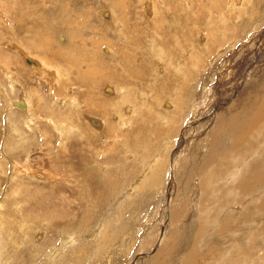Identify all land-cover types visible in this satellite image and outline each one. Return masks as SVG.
<instances>
[{
    "label": "rangeland",
    "instance_id": "1",
    "mask_svg": "<svg viewBox=\"0 0 264 264\" xmlns=\"http://www.w3.org/2000/svg\"><path fill=\"white\" fill-rule=\"evenodd\" d=\"M263 91L264 0H0V264H264Z\"/></svg>",
    "mask_w": 264,
    "mask_h": 264
},
{
    "label": "bare ground",
    "instance_id": "2",
    "mask_svg": "<svg viewBox=\"0 0 264 264\" xmlns=\"http://www.w3.org/2000/svg\"><path fill=\"white\" fill-rule=\"evenodd\" d=\"M42 2H43V0H42ZM44 2H45V0H44ZM112 3H114V1L112 2ZM45 5V4H44ZM43 7V6H42ZM46 7H48V6H46ZM115 7H117V9L119 8V6H115ZM49 8V7H48ZM121 8L123 9V10H125L126 8H125V5H122L121 6ZM45 9H47V8H45ZM46 11V10H45ZM34 15V14H33ZM121 20H123V18L121 19ZM66 22H68V21H66ZM124 22V21H123ZM70 24V23H69ZM68 24V25H69ZM66 23H65V29H66ZM67 25V26H68ZM82 26V25H81ZM125 26V25H124ZM52 27H54L53 25H52ZM124 27H122V26H120V28L119 27H117L115 30H113V33H115V35H116V33H117V31L118 30H120L121 32L124 30L123 29ZM12 29V28H11ZM50 31V30H49ZM49 31H47L46 30V33H48ZM80 31V30H79ZM126 31V30H125ZM123 34V33H122ZM121 34V36H120V38L116 35V41H120V46H122V48H124V49H126V46H127V44H128V38H122L123 36H126V35H122ZM47 36V35H46ZM49 37V36H48ZM47 37V38H48ZM78 39V38H77ZM48 40V39H47ZM50 40H52V37L49 39V41ZM81 43H82V45H86V40L85 39H81V40H79ZM124 41V42H123ZM106 42V41H105ZM50 44V43H49ZM51 45V44H50ZM51 47V46H50ZM52 48V47H51ZM85 48H87V47H85ZM90 53H91V50H90ZM109 53V52H108ZM27 54V53H26ZM92 54V53H91ZM81 55L82 56H84L85 58H86V56L88 55V56H90L88 53H84V52H81ZM25 57H26V55H24ZM112 56V55H111ZM114 57H115V54L113 55ZM28 58H30V57H28ZM33 59V58H32ZM35 59V58H34ZM78 59V58H77ZM110 59V58H109ZM124 59H126V57H124ZM28 61V60H27ZM86 61V60H85ZM32 62V61H31ZM83 62V61H82ZM33 63V62H32ZM37 66V65H36ZM30 69H31V67H30ZM23 70V69H22ZM39 70V72H42V74L43 75H45V73H46V70H43V69H38ZM60 70H62V68L60 69ZM79 70V69H78ZM83 70V69H82ZM58 74H62L63 72H60V71H57V70H55ZM78 72V71H77ZM47 74H49L48 76H50V74H51V72H49V71H47ZM82 74V73H81ZM70 75H73V74H70ZM86 75V76H85ZM100 75V74H99ZM63 76H64V73H63ZM89 76H92L93 77V74H91V73H89V72H85V74H84V76H83V78L85 77V78H89ZM56 79L57 78H60V79H62L61 78V76L59 77V76H56L55 77ZM50 79H52V78H50ZM56 79L54 80V83H56L55 81H56ZM69 79V81L71 80L70 78H68ZM76 80H78V78L76 79ZM81 80V79H80ZM124 80V79H123ZM57 81H58V79H57ZM73 80H71V83L73 84ZM81 82V81H80ZM34 83V82H33ZM48 83V82H47ZM75 83V82H74ZM86 83V82H85ZM84 83V84H85ZM86 85H87V83H86ZM94 85H95V83H94ZM52 88V87H51ZM109 88H111V87H109ZM124 88H125V86H124ZM127 88V87H126ZM253 88V87H252ZM55 90H57L55 87H53V91H54V93H56V91ZM123 90V89H122ZM251 90V89H250ZM126 91V90H125ZM124 91V92H125ZM128 91V90H127ZM126 91V92H127ZM93 92V91H92ZM264 92V91H263ZM79 94V93H78ZM107 94V93H106ZM123 94V93H122ZM140 94V93H139ZM139 94H138V96H139ZM119 95V94H118ZM141 95V94H140ZM143 96V95H142ZM57 99H58V96H55ZM75 98L77 97V96H74ZM109 97H111V96H109ZM118 97H122V96H118ZM128 97V96H127ZM219 97V96H218ZM31 98V97H30ZM75 98L73 99V106H76L75 108H78V110H79V107H81L80 106V100L78 99V100H75ZM254 98V97H253ZM32 99V98H31ZM109 99H111V98H109ZM112 99H113V97H112ZM116 99V98H115ZM114 99V100H115ZM33 100V99H32ZM60 100V99H59ZM113 100V101H114ZM138 100V99H137ZM218 100V99H217ZM220 100V99H219ZM109 101V100H108ZM118 101V99L117 100H115V102H117ZM139 101H140V99H139ZM232 101V100H231ZM34 102V101H33ZM138 102V101H137ZM234 102V101H233ZM238 102V101H237ZM246 102V101H245ZM114 103V102H113ZM239 103V102H238ZM250 103V102H249ZM248 103V104H249ZM29 104V103H28ZM32 104V103H31ZM112 104V103H111ZM143 104V103H142ZM235 104H236V102H235ZM235 104H233L232 103V105L234 106ZM243 104V103H242ZM251 104V103H250ZM17 104L15 103V106H16ZM20 105V107L21 108H23L24 109V112H26V114H27V116H28V118H27V122L29 121L31 124L33 123V121H35V119H34V116H35V113L34 112H32V108H31V110L29 109V111H28V107H27V105L25 106H23L22 104H18L17 106H19ZM30 105V104H29ZM120 105V104H119ZM119 105H117L118 106V108H119ZM127 105V104H126ZM231 105V106H232ZM237 105V104H236ZM240 105V104H239ZM31 106V105H30ZM29 106V107H30ZM84 106V105H83ZM82 106V107H83ZM106 106V105H105ZM110 106H114V105H110ZM115 106H116V104H115ZM145 106V104L143 105V107ZM150 106V105H149ZM216 106H218V105H216ZM230 106V107H231ZM254 106V105H253ZM259 106V108H260V105H258ZM134 107V106H133ZM132 107V108H133ZM155 107V106H154ZM219 107V106H218ZM226 107V106H225ZM234 107H236V106H234ZM233 107V108H234ZM255 107V106H254ZM75 108H74V110H75ZM109 108V107H108ZM129 108V107H128ZM150 108H151V106H150ZM238 108V107H237ZM82 109V108H81ZM127 109V108H126ZM134 109V108H133ZM133 109H131V110H133ZM146 109V108H145ZM172 109V108H171ZM226 109H227V107H226ZM231 109V108H230ZM242 109V108H241ZM73 110V111H74ZM119 110V109H118ZM244 110H246V109H244ZM258 110V109H257ZM111 111V110H110ZM136 111V110H135ZM236 111V110H235ZM239 111V110H238ZM252 111V110H251ZM250 111V112H251ZM138 112V111H137ZM230 112V111H229ZM84 113V112H83ZM93 113V112H92ZM238 113V112H237ZM249 113V112H248ZM257 117L259 118V119H261V118H264V107H262V108H260L257 112ZM108 114H109V112H108ZM252 114V113H251ZM70 115V114H69ZM74 115V114H73ZM83 115V114H82ZM110 115V114H109ZM127 115V114H126ZM130 115H132V114H130ZM140 115V114H139ZM220 115V117H221V119H220V121H219V123H218V126H217V132L219 133V131H221V132H223V131H227V130H229L230 131V133L232 132L233 134L235 133V132H237V131H240V129L242 128L241 126V128L240 127H236L237 126V124L233 127L232 125L233 124H231V122L232 121H230V122H227V120H226V117L228 116L227 115V113L226 112H222L221 114H219ZM227 115V116H226ZM238 115V117L241 119V117L242 118H245V116H243V114L242 113H238L237 114ZM38 116H39V118H42V114L41 113H39L38 114ZM84 116V115H83ZM231 116H232V114H231ZM234 116V115H233ZM71 117V116H70ZM132 117V116H131ZM136 117H137V115H136ZM135 117H133V119H134ZM231 118V117H230ZM66 119V118H65ZM65 119L63 120L64 122H66L65 121ZM69 119H71L70 120V122H69V124L71 125H68L69 126V132H71L72 130L74 131L75 129H74V127H76L77 129H80L81 128V126H80V124H82V123H79L78 121H76L77 123H74V121L72 120V118H69ZM78 119V118H77ZM232 119H233V117H232ZM235 119V121H237V119H236V117L234 118ZM254 119H255V117H254ZM76 120V119H75ZM252 120V119H251ZM57 121V120H56ZM55 121V122H56ZM63 121H62V124H63ZM81 121H82V119H81ZM80 121V122H81ZM90 121H92V120H90ZM133 121V120H132ZM249 121V120H248ZM58 122V121H57ZM60 122V121H59ZM58 122V123H59ZM84 122V121H83ZM66 123H68V121L66 122ZM93 123H96V121H94ZM27 124H29V123H27ZM30 124V125H31ZM60 124V123H59ZM104 124V123H103ZM226 124H227V126H226ZM245 124H246V122H245ZM249 124V123H248ZM247 124V125H248ZM253 124V123H252ZM255 124V123H254ZM253 124V125H254ZM56 125V123L54 124L53 123V126H55ZM66 125V124H65ZM89 125H91V124H89ZM121 125V124H120ZM207 125V124H206ZM98 126H100V125H98ZM107 126V125H106ZM56 127V126H55ZM67 127V126H66ZM65 127V128H66ZM109 127V126H108ZM58 128H59V126H58ZM57 128V129H58ZM89 128V127H88ZM101 128V127H100ZM100 128H99V132H101V130H100ZM86 129H87V127H86ZM110 129V128H109ZM66 130H67V128H66ZM61 131V130H60ZM39 132H42L41 130H39ZM79 132H81L80 130H79ZM93 132V131H92ZM66 134H68V132L66 131ZM96 134V133H95ZM220 134V133H219ZM218 134V135H219ZM69 135H70V133H69ZM97 135H98V133H97ZM217 137V136H216ZM43 139H44V137H43ZM66 140V135H65V132L62 130V132H58V141H59V143L60 144H63V142ZM212 143H215L216 145H217V141L214 139L213 141H212ZM215 148V147H214ZM216 149V148H215ZM215 151V150H214ZM214 157H215V155H214ZM176 160V159H175ZM262 162V161H261ZM155 165V164H154ZM155 168H157V169H159L160 168V165H157ZM149 169V168H148ZM247 170V169H246ZM150 171V170H149ZM153 171H154V169H153ZM155 173H158V172H155ZM256 185V184H255ZM261 186V185H260ZM171 191V190H170ZM255 201V200H254ZM182 212V211H181ZM179 216H180V214H179V212H176L175 214H174V218L176 219V218H179ZM173 218V217H172ZM254 222V221H253ZM167 232V231H166ZM106 234V233H105ZM104 236V235H103ZM111 236V235H110ZM103 239V238H102ZM122 239V238H121ZM106 241V240H105ZM102 242V241H101ZM166 242V241H165ZM158 244V243H157ZM157 249H159V248H157ZM167 251V247L166 246H163V244L161 243V247H160V250H159V254H157V256L159 255L160 256V254L162 255L164 252H166ZM174 251V250H173ZM154 252V251H153ZM144 253H146V252H144ZM143 253V254H144ZM167 253H169V251L167 252ZM172 254V253H171ZM136 255H137V253H136ZM142 255V254H141ZM167 256H168V254H166ZM156 256V257H157ZM167 256H165V258L167 257ZM171 256V255H170ZM169 257V256H168ZM142 258V257H141ZM152 259V258H151ZM183 260H185L187 263H189V264H193L194 263V258H193V255L191 254L190 256H187V257H183L182 258ZM134 261V260H133ZM136 262V261H135ZM155 262V261H154Z\"/></svg>",
    "mask_w": 264,
    "mask_h": 264
}]
</instances>
